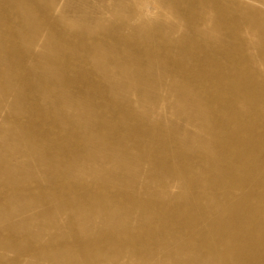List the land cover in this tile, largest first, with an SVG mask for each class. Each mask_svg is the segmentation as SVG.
<instances>
[{
  "label": "bare ground",
  "instance_id": "bare-ground-1",
  "mask_svg": "<svg viewBox=\"0 0 264 264\" xmlns=\"http://www.w3.org/2000/svg\"><path fill=\"white\" fill-rule=\"evenodd\" d=\"M14 1L0 0V4H12L11 10L18 13V4ZM165 2V8L161 6L165 20L174 13L180 14L200 26L205 34L218 32L221 40L204 45L184 38L167 40L153 30H145L146 26L133 10L136 30L144 34L142 38L131 43L133 37L117 36L108 43L91 45L88 49L95 57L109 59L94 62L108 82L107 93L110 89L117 91L121 88L130 91L136 80L147 77L154 65H158L164 70L161 72L167 98L170 104L173 103L174 110L182 114V106L186 104L178 103L174 95L177 92L183 94L181 89L188 88V94L185 92L182 97V100L193 104L188 117L193 119L194 113H200L203 116L200 123L208 132L203 146L196 149L201 162V177L197 179L198 171L194 166L191 165L192 170H189L186 165L172 161V155L176 154L181 143L173 130L157 131L156 125L149 127V124L131 123L130 120L126 123L122 120V106L115 111L120 116L119 125L114 126L116 131L120 130L119 133L80 138L72 125L81 118L84 110L79 109L82 113L77 115L65 110L63 105L79 108L82 97L91 96L92 92L94 95V90L85 86L88 74L76 71V64L81 63L85 48L76 40L69 41L62 33L54 35L58 22L52 19L46 26L51 30L49 38L56 36L55 40L66 47H53L48 53L34 55L33 64L43 66L46 73L38 77V88L41 89L42 78H50L52 82H73L77 92L72 93L65 85L61 91L67 99H55L57 104L54 107L57 109L51 118L43 113H30L33 107L22 110L13 104L7 113L0 108V140L21 139L27 144L23 149L15 148V158L5 159L3 165L0 164V175L7 178L0 185V264H88V260L94 264H126V261L138 264V260L143 264V259H139L142 257L141 247L148 256L144 264H150V256L157 253H163V260L174 264H193L197 260L205 264H264V113L253 112V109L259 110L264 106V78L258 73H245L248 63H258L264 70V0ZM115 7L121 11L126 8L125 5ZM146 11L151 13V7ZM112 12L109 21L124 22L114 10ZM22 14L21 11L17 15ZM9 15L0 12V20L7 19ZM27 16L32 23L34 20L32 29H37L35 33L41 29L38 28L42 22L51 19L48 16L38 19L37 13L33 15L29 11ZM243 28L251 39L249 45L239 38ZM97 31H102V28L98 27ZM0 36V69L5 67L0 70V82L4 88L24 87L27 85L26 77L20 78L16 71L13 72L24 61L23 55L12 49L16 45L14 40L21 39V28L8 21L2 22ZM50 39L38 43V46L50 48ZM31 45L33 42H29V47ZM120 46L128 52L136 50L147 57V62L131 58L128 52L121 53L118 51ZM183 47L189 50L199 48L203 52L197 58L177 57L174 52ZM108 51L113 56H104L103 53ZM60 56L70 68L68 71L59 69L60 62L56 59ZM134 67L141 69L134 71ZM100 92L105 99L106 92ZM43 99L47 100L46 97ZM114 100L115 104L119 102L117 98ZM3 101L0 95V102ZM123 103L128 108L129 117L134 118L135 104L128 99ZM147 112L148 108L144 107L140 114ZM219 113L223 114L222 118L215 115ZM23 119L26 122H22ZM195 122L198 125V120ZM111 128L106 120L101 119L89 130L99 134ZM153 137L158 138L165 150L155 149ZM193 139L190 135L187 138L190 142ZM95 143L99 145L96 153L102 152L109 160L120 158L127 163L132 162L135 168L138 167L137 160L139 163L151 161L158 164L163 176L195 182L205 187L206 199L218 198L217 192H220L221 199L205 200L200 196L186 199L182 193L169 196L166 194L169 187L165 186V195L160 200L135 198L129 200L131 203L121 205L119 198L122 194L117 191L111 192L97 184L84 182L64 184L66 174L70 176L78 170L81 171L74 175L84 174L86 170L96 177L118 175L119 169L87 164V159L94 153L92 146ZM171 144L177 147L172 148ZM186 144V147L193 148ZM81 145L85 150L78 153ZM5 149L11 150L9 147ZM28 154L37 159L35 163H20L19 158ZM44 192L47 194L42 195ZM98 210L102 213L100 223L105 228H108L107 224L120 228V232L108 229L109 235L104 236L107 229L79 230L84 223L91 222V213ZM138 210L148 221L140 229L128 228L127 217ZM55 217L64 222L55 227L57 230L64 228V234L48 233L47 227L53 226ZM33 228L39 229L32 233ZM173 231H178L180 239L170 241L175 246L171 248L165 238L168 232ZM155 237L165 244L157 243ZM71 241L88 247L74 248ZM96 244L102 247L98 249ZM9 254L13 257L10 258Z\"/></svg>",
  "mask_w": 264,
  "mask_h": 264
},
{
  "label": "rangeland",
  "instance_id": "rangeland-1",
  "mask_svg": "<svg viewBox=\"0 0 264 264\" xmlns=\"http://www.w3.org/2000/svg\"><path fill=\"white\" fill-rule=\"evenodd\" d=\"M14 2L18 4L17 10L20 13L22 11L23 14L18 17L17 14L19 12L15 13L11 10L12 4L7 6L0 4V12H6L10 14L7 19L4 18V20H2L1 18L0 24L2 22L6 23V21H8L15 24V26H17L19 29L21 28V39L16 38L14 40L16 45H14L12 49L18 51L19 54H22L24 61L21 63V66L16 68V70H13V72L16 71L20 78L26 77L25 79H27V85L21 88L18 87L17 89L13 87L4 88L0 82V95H2L4 98V101L0 102V108L4 112H9L12 109L13 104H15L16 107L21 108L22 110L33 107V110L30 113H43L47 117L51 118L54 116V111L57 109V106L54 107L57 104L55 99H60L61 101L67 99L66 94L61 91L64 86L66 85L67 88L72 91V93L77 92V90L74 89L76 85L73 82L71 84L65 83V81L61 80L52 82L50 78H42L43 82L41 89L38 88V77L46 73L43 70V66L36 67V65L33 64L34 55L39 52L48 53L53 49V47H60L61 49L66 47L63 46L62 42L55 40L56 36L51 37L52 39L49 38L51 30L47 29L46 26L49 21L55 19L58 22V25L55 27L56 31H54V35L56 33H62L69 38V41L76 40L77 44H80L83 46V48H85L81 63L76 64V71L85 72L88 74V81L85 86L94 90V95H92V92L91 96L89 95L82 97L83 99L80 102V106H82H79V108L71 106L68 107L65 104L63 105L65 110L68 109L74 113L76 112L77 115L82 113L79 112V109L84 110V114L81 116V118H78L74 122V125H72V127L78 132L80 138H84L86 136L94 138L109 132L113 135L119 133L120 130L116 131L117 128L114 126L119 125L120 116L118 111L117 114H115V111L117 110V107L120 109V106H122L124 109V117L122 120L126 123H128L130 120L131 123H143L144 125L149 124V127L156 125L157 131L167 129L173 130L176 133V136L179 137L181 143L178 144L179 149L177 152H175L176 154L172 155V161L174 163H179L180 165H186L189 170H192L190 169L191 165L194 166V170L198 171L197 179L201 177L199 171V165L201 162L199 161L198 151L196 149L203 146V142L208 136V132L206 127L202 126L200 123L201 119L203 118L200 113H194L193 119L188 117V115L191 113L190 110L193 104L191 101L187 102V98V101L182 100V97L185 96V92L188 94V88L185 87L181 89L183 94L177 92V94L174 95L175 100H177L178 103L186 104L182 106V114H179L177 109L174 110L173 103L170 104L167 98L168 94L164 89L165 81L164 77H162V72H164V70L160 69L158 65H154L153 69L147 74V77L143 78L142 80H136L135 85L130 91H128L126 88H121L117 91H112L110 89L109 93H107L106 89L108 90L109 88L108 82L104 80L105 77L102 76V72L98 67H96L94 62L95 60L109 59L105 57H95L88 48H90L91 45L96 44L101 46L102 44L108 43L112 39H115L117 36L133 37V39L130 40L131 43H135L140 38H142L144 34L136 30L137 23L134 19V16H132L133 10L135 14L140 17L141 23L146 26L145 30H153L155 33L161 34L167 40L170 39L172 41H179L184 38L187 41H197L201 45L211 41L217 43L219 40H221V36L218 32L215 34H205L200 26L193 24L189 20L185 19V17H182L177 13L170 15L171 17L165 20L164 17H166V15L165 12H163V8H165L166 4L165 0H15ZM121 5L126 6L124 11H121L118 7L113 8L114 6ZM149 7L152 9L151 13H147L146 11ZM112 10H114L115 13L119 15V17L124 19V22L117 23L115 21H109L110 16L113 14ZM28 11L33 13V15L37 13L38 19L44 18L45 16H48L51 19H48L41 24L38 22L40 24L38 29H41L38 31V33H35V30L37 29H32L34 20L32 23L27 19ZM35 27H37L36 24ZM98 27H101L102 31L98 32ZM92 29L96 30L92 31ZM247 32L248 31L243 28V34L239 38L241 41H247L249 45L251 39H249ZM47 39H50V48L46 49V47L41 48L38 46V43H44ZM29 42H33V45L30 47ZM120 47L121 48L118 51L121 53L126 54L128 52V50L122 48L124 46ZM251 50L252 47L249 48V51ZM201 52H203V50L199 48L189 50L187 47H183L179 50H176L174 53L180 58H197L200 56ZM103 54L104 56L108 57L113 56L111 51H108L107 54ZM127 55L133 59H139L147 62V57L138 53L136 50H129ZM56 60L60 62L59 69L62 72L68 71L70 69L65 64L66 61H62L61 56L57 57ZM4 68L5 67L2 66L0 70ZM260 68L262 67L258 63L254 65L248 63L245 73L248 75H254V73H258L262 78H264V70ZM138 69L141 68H133L134 71ZM46 90L51 92L47 93ZM101 90L106 92L105 99L101 97ZM45 97L47 100L43 99ZM115 98L119 100L117 104H115ZM126 99H128L131 104H135V110L132 112L135 114L134 118H130L128 115V108L126 104L123 103ZM144 107L148 108V112L145 114H140L143 112ZM46 111H52L53 113ZM253 112L264 113V106H261L259 110L253 109ZM215 115L220 118L223 117L222 113ZM101 119L106 120L107 123L112 126V128L99 134L97 133V135L90 131L89 128L95 122ZM195 119L198 120V125L195 122ZM21 121L26 122V119ZM186 133L191 137H194L191 142L187 140L189 135L184 136ZM152 139H154L156 142L155 149L157 151L165 150L161 142L157 140L158 138L153 137ZM146 140L148 139L146 138ZM186 142L193 146V148L186 147ZM25 144L24 140L21 139H16L9 142L0 140V164L3 165L2 162L5 159L7 160L8 158H15V148L23 149L27 146V144ZM6 147L11 148V150L9 149L6 151ZM170 147L176 148L177 146L171 144ZM92 148L94 153L87 159V164H95L96 166L101 168L104 167L105 169H119L118 175L114 176L112 174H102L101 176L96 177L91 175L88 170H86V173L79 176L74 175L75 173L81 171L78 170L74 171V174H72L73 176H68L66 174V177L63 180L64 184H67V182L70 184L74 182H84L94 186L97 184L100 187L107 188L111 192L117 191L118 193L122 194V196L119 198V201L122 203L121 205L131 203L132 199L135 198V200L142 201L160 200L165 195L163 193V188L165 186L169 187L166 189V194L169 196L182 193L185 195L186 199L191 196L193 198L200 196L205 200L221 199L220 192H217L218 198L206 199L207 191L205 187L195 182L188 183L183 178L173 179L163 176V172L159 168L158 164L151 161L139 163L137 160L135 162L138 167L135 168L132 162L127 163L120 158L116 160H109L102 152L96 153L99 149V145L97 143L93 144ZM84 150V146L81 145L77 152L83 153ZM135 152L138 154L139 150L136 149ZM35 160L37 159L29 154L19 158V161L22 164H34ZM81 162L82 158L79 160V163ZM6 179L7 178H5L4 175H0V185L2 184L3 180ZM43 194H47V192L42 193V195ZM129 200L131 201L129 202ZM91 214V222L84 223L81 227H79V230L87 228L91 231H105L107 229L103 234L104 236L109 235L108 229H112L114 233L120 232V228L113 227L107 223L106 224L108 228H105L100 223L102 218V213L100 210ZM53 220V226L47 227L50 230L48 233L51 234L60 232L64 234V228L60 230L55 229L57 224L63 225L64 222L58 217H55ZM92 221L95 223H92ZM147 221V217L140 214V211L138 210L135 214H131L129 217H127L126 222L128 224L126 223V225L127 227L129 225L128 228L140 229L145 226ZM155 221L158 222L159 220L155 219ZM38 229L39 228H33L31 232L35 233ZM44 232H46L45 229ZM168 233L169 234L165 238L166 241H168L167 245H169L171 248H174L175 246L172 244V242L175 240L179 241L180 239L178 237V231ZM155 240L157 243L165 244V242H162V240L158 239L157 237H155ZM70 245L74 248L88 247L86 245L82 246V244L77 243L76 241H71ZM97 245L98 244H96V246ZM100 247H102V245L97 246L98 249ZM139 252L142 255V257L139 259H143L144 264L145 258H148V256H146L147 252L143 247L140 248ZM162 255L163 253H157L156 255L150 256L149 263L174 264L173 261L163 260ZM9 256L12 258L13 254H9ZM87 262L88 264H94L92 260H88ZM137 263L140 264L138 260ZM126 264H130V262L126 261ZM193 264L205 263L197 260Z\"/></svg>",
  "mask_w": 264,
  "mask_h": 264
}]
</instances>
